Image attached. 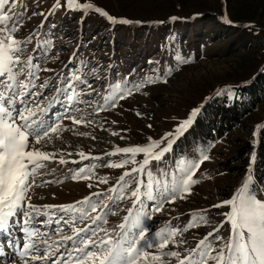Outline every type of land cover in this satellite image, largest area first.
Masks as SVG:
<instances>
[{"label": "rangeland", "instance_id": "rangeland-1", "mask_svg": "<svg viewBox=\"0 0 264 264\" xmlns=\"http://www.w3.org/2000/svg\"><path fill=\"white\" fill-rule=\"evenodd\" d=\"M260 1L77 0L101 8L117 21H130L123 24L94 10H69L66 0H59V7L57 0H8L0 12L11 19L0 27L15 26L10 34L20 42L22 52L14 71L24 70L11 87L7 77L0 78V95L5 102L12 101L6 106L14 115L30 108L34 127L58 126V130L39 144L31 141L32 147L53 157L42 161L43 167L30 178L31 200L22 202L24 207L10 220L9 235L0 239V252L6 253L0 264H77L82 254L74 249L83 247L81 239L93 232V239L104 238L105 232L113 240L122 232L129 240L131 234L138 236L139 229L124 220L130 208L133 215L141 213V227L148 229L138 246L148 258L138 264H180L185 256L199 260L207 249L211 252L206 264H216L212 257L235 239L227 219L231 205L224 201L237 194L250 167L253 183L248 193L264 202V185L257 184L253 161L257 132L264 125V102L238 128L214 140L204 130H194V122L208 101L227 95L233 102L235 88L264 66L256 68L264 47L251 48L247 55L242 51L251 39L264 38V1ZM247 2L254 7L252 17ZM202 14L214 19L184 24ZM20 82L27 87L21 89ZM193 109L199 112L177 135L176 129ZM150 138L160 141L153 152L167 147L168 140L173 143L161 159H150L142 171L132 172L140 168L144 154H136L133 163L131 154L115 150L147 145ZM81 152L88 158L81 159ZM205 155L209 159L204 160ZM61 158L66 163L61 164ZM81 168L89 179L72 178ZM125 172L131 175L121 181ZM189 175L195 182L185 190L182 181ZM137 181L140 199L134 205ZM85 197L87 203H78ZM28 203L39 212H31ZM67 205L76 210L60 207ZM161 205V211H154ZM80 209L87 215L82 216ZM24 212L33 214L27 224ZM122 223L125 229L119 227ZM73 228L84 231L76 236ZM28 232L37 235L29 240ZM171 232L176 235L170 237ZM157 233L170 239L164 250L148 246L158 245ZM201 240L205 245L197 249ZM24 243L34 247L21 258ZM169 251L180 255L167 256ZM33 255L41 259L33 261ZM153 255L161 261H153Z\"/></svg>", "mask_w": 264, "mask_h": 264}, {"label": "snow or ice", "instance_id": "snow-or-ice-1", "mask_svg": "<svg viewBox=\"0 0 264 264\" xmlns=\"http://www.w3.org/2000/svg\"><path fill=\"white\" fill-rule=\"evenodd\" d=\"M8 0H0V9L3 8ZM60 6L59 0L55 5ZM66 6L69 10H83L85 12L94 10L101 16L106 17L108 20L116 23L128 24L130 21L127 19H120L117 21L114 17L110 16L106 11L101 8L94 6L91 3L80 4L77 0H66ZM11 17L7 14L0 12V26H5ZM172 20L177 19L172 17ZM225 23H229L227 17L224 18ZM250 27V26H248ZM16 30L15 26L12 29L6 27H0V34H4V39H0V78L7 77L11 83L8 87L17 83V77L23 73V67L14 71V68L21 63L20 54L22 49L20 42L17 41L10 33ZM30 64V59L28 61ZM166 82V81H164ZM19 87L24 89L27 85L22 82L19 83ZM137 89L140 85L136 86ZM131 94L130 92L128 93ZM120 99H124L125 96L121 95ZM71 99V97H69ZM12 101H4L2 95H0V232L7 231L10 226V220L16 216L18 211L24 207L23 203L26 199L31 200L27 193L31 187L30 178L34 177L37 170L43 167L42 161H47L53 157V154L41 151L38 148L31 146L32 139L35 140L36 144H39L42 140L49 136V132H56V128H50L43 130L40 126L34 127L36 121L32 119L35 113L30 108H25L24 111L18 112L14 115L13 110L6 106L11 104ZM115 103H113V107ZM43 111V109L41 110ZM199 112V109H193L187 120L176 129V134H182V131L191 125L193 119ZM139 115V113L137 114ZM81 121L74 120V123H80ZM115 134V133H113ZM170 135V134H166ZM173 141H167V147L161 148L159 152H153V149L159 148L160 141H151L144 146H131L124 148H117L116 153L131 154L132 162L135 163V156L138 153L144 154V159L140 164L139 169H132V172L142 171L144 166L149 163L150 159L159 160L161 157L170 150ZM114 154V153H110ZM81 159H87L88 157L84 153H79ZM204 160L209 159L208 156L203 157ZM255 156H253V161ZM61 164L66 161L61 158L59 161ZM128 161H124L127 163ZM109 167H122L123 164H109ZM85 169L81 168L78 172L73 175V179H89L88 175H85ZM130 172H125L120 180L124 181L125 177L130 176ZM195 181L192 180L189 175L185 178L182 183L185 190L188 186ZM101 183H106V180H102ZM139 181H137L138 187L132 192V196L136 199L133 201L135 205L140 199L139 192ZM253 183V177L251 175V167L249 169V175L246 176L242 186L238 189L237 194L232 199L224 201L225 204L231 205V212L228 214V221L231 223V228L235 239H230L224 247H222L217 254L212 257L216 261V264H264V202L255 199L248 193L249 186ZM149 199H152L149 193ZM183 198V197H182ZM88 197L85 200L78 203H87ZM221 205H216L220 207ZM45 207H53L47 205ZM65 210H76L73 206H60ZM93 212L96 211V205H90ZM27 208L31 212H39V209L32 205L27 204ZM162 205L155 208L154 211H161ZM82 216L87 215L84 209L79 210ZM23 215L26 217L25 223L30 222L28 212H24ZM149 219L151 217H148ZM98 219V217L93 218ZM125 222H130L132 228L139 229L138 236L131 234V240L122 232L118 239L113 240L112 237L105 232L104 238L97 237L96 233L93 232L92 236L82 238L80 243L83 247L76 248L74 251L82 254V257L77 260V264H138L143 258L147 260L148 253L141 252L139 250V244L145 240L148 235V229L141 227V213L137 212L133 215V209H128V215L124 217ZM121 229L126 228V224L122 223L119 225ZM84 229H75L73 232L76 236H79L80 232ZM164 230H161L163 232ZM29 240L37 235L34 232L27 233ZM160 236L158 245H148L149 247L156 246L160 250L167 248L170 239L169 237L162 236L161 233H157ZM175 232L170 233V237H174ZM208 235H212L209 233ZM65 240H71L72 237H63ZM207 238H205L206 240ZM246 243L242 242L245 241ZM205 240H201L197 249H201L205 245ZM34 247L33 243H24L22 250L19 252V256L24 258L29 250ZM95 248V251L88 250ZM197 249H193L195 253ZM211 252V249H207L201 252L200 259L185 256L180 260V264H185L188 261L189 264H206V258ZM167 256L179 257V253L175 251H169L166 253ZM41 259L35 255L31 256V260L35 261ZM153 261H161V257L153 255L151 257ZM27 264V261H25ZM55 264V262H54Z\"/></svg>", "mask_w": 264, "mask_h": 264}, {"label": "trees", "instance_id": "trees-1", "mask_svg": "<svg viewBox=\"0 0 264 264\" xmlns=\"http://www.w3.org/2000/svg\"><path fill=\"white\" fill-rule=\"evenodd\" d=\"M263 1L264 0L260 2ZM241 3H244V1ZM247 4V13H250V17H252L253 14L255 15V12L253 11L254 7L248 2ZM239 7L243 6L240 5ZM235 15L239 16V14ZM210 19H214L212 14H202L201 18H197L193 22L184 24L195 25L197 23H204V21H210ZM168 24L171 23H166V26ZM255 47L260 49L263 48L264 38H261L259 42H253V39H251L242 46V51L244 55H247L248 51ZM263 65L264 55L256 68L259 66L262 67ZM252 69H254V67ZM253 75L252 78L244 80L240 86L235 88L237 98L233 102L228 99L227 95L224 96L223 99L212 98L213 100L208 101L196 117L194 130L197 129L200 130V132L204 130V134H206L205 136H207L208 139L214 140L215 137H222L226 133L238 128L250 114L257 111L264 102V66L257 70ZM211 131L214 132V134H212ZM194 136L197 141V135H195V133ZM254 174L257 184L259 186L264 185V125L260 127L257 132Z\"/></svg>", "mask_w": 264, "mask_h": 264}, {"label": "bare ground", "instance_id": "bare-ground-1", "mask_svg": "<svg viewBox=\"0 0 264 264\" xmlns=\"http://www.w3.org/2000/svg\"><path fill=\"white\" fill-rule=\"evenodd\" d=\"M37 213V212H36ZM41 213V212H40ZM30 220L33 218V214H29ZM26 218V217H25ZM47 249V248H46ZM46 251V250H45Z\"/></svg>", "mask_w": 264, "mask_h": 264}]
</instances>
